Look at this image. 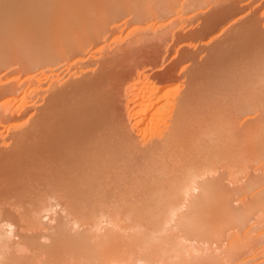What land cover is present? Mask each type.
<instances>
[{
    "label": "rangeland",
    "instance_id": "374dc122",
    "mask_svg": "<svg viewBox=\"0 0 264 264\" xmlns=\"http://www.w3.org/2000/svg\"><path fill=\"white\" fill-rule=\"evenodd\" d=\"M0 35V264H264V0H0Z\"/></svg>",
    "mask_w": 264,
    "mask_h": 264
},
{
    "label": "bare ground",
    "instance_id": "6f19581e",
    "mask_svg": "<svg viewBox=\"0 0 264 264\" xmlns=\"http://www.w3.org/2000/svg\"><path fill=\"white\" fill-rule=\"evenodd\" d=\"M6 1H7V0H6ZM13 1H14V0H13ZM16 2H17V1H16ZM96 2H97V1H96ZM10 3H12V2H10ZM89 3H90V2H89ZM13 4H14V2H13ZM18 4H19V3H18ZM25 4H26V3H25ZM98 4H100V3H98ZM22 5H23V4H22ZM12 6H13V5H12ZM23 6H24V5H23ZM16 7H17V6H16ZM97 7H98V6H97ZM229 7H230V5H229ZM229 7H228V8H229ZM12 8H13V7H12ZM20 8H21V7H20ZM44 8H45V7H44ZM46 8H47V7H46ZM46 8H45V9H46ZM62 8H63V7H62ZM221 8H222V7H221ZM223 8H227V7L225 6V7H223ZM31 9H32V8H31ZM42 9H43V8H42ZM45 9H43V10H45ZM109 9H110V8H109ZM9 10H10V9H9ZM16 10H17V9H16ZM25 10H26V9H25ZM75 10H76V9H75ZM87 10H88V9H87ZM46 11H47V10H46ZM68 11H69V10H68ZM68 11H67V12H68ZM82 11H83V10H82ZM102 11H103V10H102ZM107 11H108V10H107ZM83 12H86V11L84 10ZM42 13H44V12L41 10L40 17H43ZM100 13H101V10H100ZM222 13H223V11H222ZM45 14H46V13H45ZM45 14H44V15H45ZM225 14H226V13H225ZM93 15H94V14H93ZM37 16H39V15H37ZM48 16H49V15H48ZM80 16H81V15H80ZM85 16H86V15H85ZM102 16H103V15H102ZM34 17H35V16H34ZM40 17H37V18H40ZM70 17H71V16H70ZM76 17H77V16H75L74 19H75ZM218 17H219V16H218ZM72 18H73V17H72ZM82 18H83V17H82ZM86 18H87V17H86ZM69 19H70V18H69ZM79 19H80V18H79ZM96 19H97V18H96ZM41 20H42V18H41ZM47 20H48V22L51 21V20H49V17H48L45 21H47ZM52 20H53V19H52ZM77 20H78V19H77ZM88 20H89V19H88ZM225 20H226V18H225ZM39 21H40V19H39ZM58 21H61V20H58ZM70 21H72V20L70 19ZM97 21H99V20H97ZM34 22H35V21H34ZM55 22H56V21H55ZM64 22H65V21H64ZM223 22H224V21H223ZM44 23H45V22H44ZM52 23H54V22H52ZM68 23H69V22H68ZM77 23H78V22H77ZM36 24H37V23H36ZM42 24H43V23H42ZM54 24H55V23H54ZM56 24H57V22H56ZM83 24H84V23H83ZM77 25H78V24H77ZM79 25H80V24H79ZM84 25H85V24H84ZM13 26H14V25H13ZM87 27H88V26H87ZM17 28H18V27H17ZM52 28H53V27H52ZM56 28H57V27H56ZM80 28H81V27H80ZM58 29H59V28H58ZM69 30H70V28H69ZM54 31H56L55 28H54ZM68 32H69V31H68ZM80 32H81V31H80ZM92 32H93V31H92ZM8 33H9V32H8ZM16 33H17V32H16ZM47 33H48V32H47ZM55 33L57 34V32H55ZM88 34H89V33H88ZM57 35H58V34H57ZM75 35H76V34H75ZM0 36H1V35H0ZM80 36H81V35H80ZM86 37H87V36H86ZM91 37H92V36H91ZM39 38H40V37H39ZM55 38H57V36H56ZM62 38H63V37H62ZM62 38H61V39H62ZM48 39H49V37H48ZM48 39H46V40H48ZM52 39H53V38H52ZM39 40H40V39H39ZM39 40H38V41H39ZM46 40H45V41H46ZM56 40H57V39H56ZM43 41H44V40H43ZM45 41H44V42H45ZM68 41H69V40H68ZM60 42H61V41H60ZM62 42H63V41H62ZM30 43H31V42H30ZM52 43H53V42H52ZM52 43H51V45H52ZM71 43H72V42H71ZM77 43H78V42H77ZM77 43H76V44H77ZM44 44H46V42H45ZM57 44H59V43H57ZM66 44H67V42H66ZM73 44H74V43H73ZM63 45H64V44H63ZM35 46H36V45H35ZM41 46H42V45H41ZM76 46L78 47V44H77ZM76 46H75V47H76ZM43 47H44V46H43ZM43 47H42V48H43ZM54 47H55V46H54ZM56 47H57V46H56ZM64 48H66V47H64ZM67 49L69 50V48H67ZM76 49H79V47L76 48ZM22 50H23V48H22ZM50 50H53V47H51ZM72 50H73V48H72ZM74 50H75V49H74ZM56 51H57V50H56ZM63 51H64V50L62 49L61 52H63ZM75 51H76V50H75ZM45 52H46V51H45ZM73 52H74V51H73ZM1 53H2V52H1ZM34 53H35V52H34ZM54 53H55V52H54ZM75 53H76V52H74V54H75ZM38 54H39V52H38ZM44 54H45V53H44ZM65 54H66V53H65ZM67 54H68V53H67ZM47 55H48V54H47ZM47 55H46V57H47ZM51 55H53L52 52H51ZM61 55H64V54H61ZM68 55H69V54H68ZM42 56H43V55H42ZM48 56H49V55H48ZM53 56H54V55H53ZM31 57H32V56H31ZM58 57H59V56H58ZM51 58L53 59L54 57H51ZM40 59H41V57H40ZM44 59H45V58H44ZM47 59H49V58H47ZM47 59L45 60L46 62H47ZM54 59H55V58H54ZM25 60H26V59H25ZM56 60H57V59H56ZM66 60H67V59H66ZM66 60H64V61H66ZM51 61H52V60H51ZM30 63H31V62H30ZM48 63H49V62H48ZM27 68H28V67H27ZM98 83H99V82H98ZM106 86H107V85H106ZM157 90H158V89H157ZM55 93H56V92H55ZM154 93H155V92H154ZM157 93H159V92H157ZM63 94H64V93H63ZM150 94H151V93H150ZM68 95H69V94H68ZM153 96H154V95H153ZM87 97H88V96H87ZM156 97H157V96H156ZM56 98H57V97H56ZM151 98H152V97H151ZM54 99H55V98H54ZM86 99H87V98H86ZM109 99H110V98H109ZM153 99H155V97H154ZM59 101H60V99H59ZM152 101H153V100H152ZM152 101H150L151 104H152ZM156 101H157V99H156ZM154 102H155V101H154ZM56 103L58 104V102H56ZM108 103H109V102H108ZM141 103H142V102H141ZM183 103H184V102H183ZM49 104H50V103H49ZM143 104H145L144 106H145L146 108H147V105H149V104H147L146 102H143L142 104H140V106L142 107ZM54 105H55V104H54ZM60 106H61V105H60ZM98 106H99V105H98ZM144 106H143V107H144ZM180 106H181V105H180ZM153 107H155V106H153ZM56 108H57V107H56ZM58 108H59V107H58ZM146 108H142V110L144 109V112L142 111L143 113H145V112L147 111ZM42 109H43V108H42ZM51 109H52V107H51ZM51 109H50V110H51ZM61 109H62V108H61ZM94 109H95V108H94ZM98 109H99V108H98ZM45 110H46V109H45ZM55 110H56V109H55ZM58 110H59V109H58ZM80 110H81V109H80ZM91 110L93 111V109H91ZM139 110H141V109H139ZM51 111H52V110H51ZM56 111H57V110H56ZM56 111H54V112H56ZM92 111H91V113H92ZM54 112H53V113H54ZM76 112H77V111H76ZM81 112H82V111H81ZM21 113H22V112H21ZM59 113H60V112H59ZM59 113H58V114H59ZM91 113H90L87 117H89V116L91 115ZM140 113H141V112H140ZM148 113H149V112H148ZM51 114H52V113H51ZM67 114H68V113H67ZM77 114H78V113H77ZM82 114H83V113H82ZM97 114H98V113H97ZM138 114H139V112H138ZM141 114H142V113H141ZM141 114H139V116H137L138 118H137V121H136V125H137V127L139 128V130L141 131V133H143V132H145L147 129L150 130V129H149L150 127L148 126L149 128H147L145 131H143L142 128H144V126H146V125H145V124H146L145 122H146L147 120H146L145 115H143V114L141 115ZM71 115H73V114H71ZM71 115H70V117H71ZM79 115H80V114H79ZM86 115H87V112H86ZM92 115H94V114H92ZM102 115H103V114H102ZM146 115H147V113H146ZM148 115H149V114H148ZM41 116H42V115H41ZM45 116H46V115H45ZM60 116L63 118L62 115H60ZM60 116H59V117H60ZM68 116H69V115H68ZM75 116H76V115H74V118L71 117V119H75ZM95 116H96V115H95ZM97 116H98V115H97ZM99 116H100V115H99ZM66 117H67V116H66ZM70 117H69V118H70ZM77 117H78V116H77ZM80 117H81V116H80ZM83 117H84V116H83ZM90 117H91V116H90ZM52 118H54V117L52 116ZM67 118H68V117H67ZM67 118H65V119H67ZM101 118L103 119V117H101ZM101 118H100V119H101ZM104 118H105V117H104ZM54 119H57V117L54 118ZM59 119H60V118H59ZM65 119L63 118L64 121H65ZM76 119H77V118H76ZM150 119H151V118H150ZM153 119H154V118H153ZM40 120H41V119H40ZM57 120H58V119H57ZM57 120H55V124L52 123L51 125H53V124L56 125V121H57ZM67 120H68V119H67ZM82 120H83V119H82ZM41 121H43V120H41ZM46 121L48 122V119H47ZM46 121H45V123H47ZM52 121H53V120H52ZM60 121H61V120H60ZM64 121H62L63 123H62V122H61V123H62V124H65ZM70 121H71V120L69 119V122H70ZM73 121H74V120H73ZM73 121H72V122H73ZM77 121H79V120H77ZM77 121H76V122H77ZM84 122H85V120H84ZM86 122H87V121H86ZM92 122H93V121H91L90 123H92ZM99 122H100V121H99ZM99 122H98V123H99ZM106 122H107V121H106ZM150 122H152V120H149V123H147V125H148V124H149V125H150V124H154V123H150ZM61 123H60V124H61ZM66 123H67V121H66ZM70 123H71V122H70ZM87 123H88V122H87ZM94 123H95V125H96V120H95ZM101 123H103V122H101ZM36 124H37V123H36ZM67 124H68V126H69V123H67ZM71 124H72V123H71ZM71 124H70V125H71ZM73 124H75V122H74ZM79 124H80V123H79ZM156 124H157V123H156ZM44 125H45V124H44ZM75 125H76V124H75ZM75 125H74V126H75ZM85 125H86V123H85ZM88 125H89V124H88ZM97 125H98V124H97ZM104 125H105V124H104ZM57 126H59V123H58V125H56V127H57ZM71 126H73V125H71ZM74 126L71 128V130H73V129L76 130L75 133L77 134V132H78L79 130H81V129H75ZM102 126H103V125H102ZM154 126H155V124H154ZM63 127H64V126H63ZM63 127L61 126V130L58 129L59 131H57V133L64 132V131L66 130L67 133H66V131H65V133L68 134V130L70 131V129L68 128V130H67V129L64 130ZM69 127H70V126H69ZM77 127H81V125H80V126H77ZM92 127L95 128V126H93V124H92ZM155 127H156V126H155ZM65 128H66V126H65ZM83 128H84V127H83V125H82V130H83ZM153 128H154V127H153ZM178 128H179V127H178ZM51 129H52V128H51ZM62 129H63V131H62ZM96 129H97V128H96ZM53 130L55 131V128H53ZM53 130H52V131H53ZM89 130H90V128H89ZM91 130H92V129H91ZM91 130L89 131L90 134H92V133H91ZM178 130H179V129H178ZM49 131H50V130H49ZM84 131H85V128H84ZM47 132H48V131H47ZM71 132L74 133V131H71ZM85 132H87V130H86ZM92 132H93V130H92ZM57 133L55 132V133H53V134H57ZM65 133H63V134L65 135V137H67L68 135H66ZM75 133H74L73 135H76ZM49 134H50V133H49ZM61 134H62V133H61ZM70 134H71V133H70ZM80 134L82 135V133H80ZM84 134H85V133H83V135H84ZM88 134H89V133H87V136H88ZM94 134H95V133H94ZM64 135H61V137H62V136L64 137ZM83 135H82V136H83ZM92 135H93V134H92ZM46 136H47V135H46ZM76 136H77V135H76ZM78 136H79V134H78ZM82 136H81V137H82ZM90 136H91V135H90ZM51 137H52V133H51ZM63 137H62V138H63ZM69 137H70V136H69ZM74 137H75V136H74ZM47 138H48V137H47ZM55 138H56V137H55ZM75 138H76V137H75ZM85 138H87V137H84V140H85ZM88 138H90V137H88ZM53 139H54V138H53ZM82 139H83V138H82ZM65 140H66V139H65ZM70 140H72V139L69 138V141H70ZM73 140H75V139L73 138ZM76 140H77V142H75L76 144H78V143L80 144V142L82 141V140H79L78 138H77ZM92 140H93V139H92ZM47 141H48V142L51 141V142H50L51 145H50V143H47V142L44 143V145H45V144H49V145H48V146H49V150H48L49 152L54 153V154H55V153L58 154V157H59V158L62 157V158H64V159H67L69 163H68L67 161H65V163H64L65 165H67L66 162H67L69 165H72V163H73L72 161L74 160V159H73V156H75V152L72 151V152H73V156H72V152L70 151L71 149H69V150L67 149L68 147H71V146H68V145H69L70 143H72V142H70V143H68V144H64V140H62L59 136H58L56 139H54V141H52L51 139H50V141H49V140H47ZM66 141H67V140H66ZM79 141H80V142H79ZM86 142H87V139H86ZM41 143H42V142H41ZM83 143H84V142H83ZM88 143H89V142H87L86 144H88ZM63 144H64V145H63ZM73 144H74V143H73ZM79 144H78L77 146H74V147H76V149H77L78 146H82V145H83L82 142H81V145H79ZM86 144L84 143V145H86ZM65 145H66L67 147H64ZM70 145H71V144H70ZM74 145H75V144H74ZM84 145H83V146H84ZM89 146H90V145H89ZM89 146H88V149L90 148ZM29 147H30V146H29ZM72 147H73V146H72ZM74 147H73V149H74ZM43 148L46 149V148H48V147H43ZM43 148H42V149H43ZM45 149H43V150H45ZM82 149L85 150L84 147H83V148L81 147L80 150H82ZM66 150H68V151H67V152H63V151H66ZM86 150H87V149H86ZM40 151H41V150H40ZM88 151H89V150H88ZM45 152H46V151H45ZM49 152L46 153V154H50ZM77 152L79 153L80 151H76V153H77ZM82 152H84V151H82ZM89 152H90V151H89ZM78 153L76 154V156L78 155ZM60 154H61V155H60ZM79 154H81V153H79ZM82 154H85V153H82ZM93 155H94V154H93ZM43 156H44V155H43ZM48 156H50V155H48ZM55 156H56V162H57V160L60 161L61 158L59 159V158L57 157V155H55ZM55 156H54V155H53V156L51 155L49 158L52 157V158L54 159ZM82 156H84V155H82ZM82 156H80V157L82 158ZM86 156H87V155H86ZM78 157H79V156H78ZM74 158H75V157H74ZM87 159H88V158H87ZM90 159H91V158H90ZM54 160H55V159H54ZM61 160H62V159H61ZM70 160H71V162H72L71 164H70ZM75 160H76V159H75ZM83 160H84V159H83ZM63 161H64V160H63ZM78 161H79V160H78ZM75 162H77V161H75ZM86 162H87V160H86L84 163H86ZM81 164H82V163H81ZM90 164H91V163H90ZM76 165H77V164H76ZM82 165H83V164H82ZM58 166H59V165H58ZM84 166H86V165H84ZM59 167H60V166H59ZM67 167H68V165H67ZM73 167H74V166H73ZM77 167H78V166H77ZM84 168H86V167H84ZM82 169H83V167L81 168V170H82ZM68 170H69V169H68ZM75 170H76V169H75ZM62 171H63V170H61V171H59V172L62 174V173H64V172H62ZM79 171H80V170H79ZM55 172H56V171H55ZM59 172H58V174H59ZM77 172H78V171H77ZM83 172H84V171H83ZM65 173H66V172H65ZM68 173H69V171H68ZM68 173H67V174H68ZM70 173H71V172H70ZM72 173H73V170H72ZM76 175H77V174H76ZM79 175H80V174H79ZM58 176H60V175H58ZM64 176H66V175H63V177H64ZM80 176H81V175H80ZM68 177H70V176H68ZM75 177H76V179H77L78 176H75ZM84 177H85V175H84ZM84 177H83V178H84ZM83 178H82V180H83ZM59 179H60V178H59ZM61 179H62V177H61ZM79 179H80V178H79ZM84 179H85V178H84ZM63 180H64V179H63ZM82 180H81V181H82ZM85 180H86V179H85ZM51 219H52V218H51ZM6 224L9 225V223H6ZM10 225H12V224H10ZM10 225H9V227H10ZM6 226H7V225H6ZM11 230H12V229H11ZM11 230H10V231H11ZM11 233H12V232H11ZM7 234H8V233H7ZM9 235H10V234H9ZM9 238H10V237H9ZM1 248H2V247H1ZM0 257H1V252H0ZM145 261H147V260H145ZM142 262H143V261H142ZM2 264H3V263H2Z\"/></svg>",
    "mask_w": 264,
    "mask_h": 264
}]
</instances>
